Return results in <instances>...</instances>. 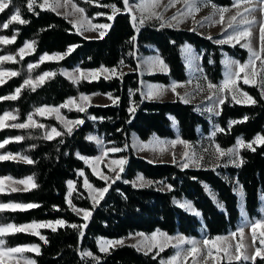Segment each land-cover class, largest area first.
<instances>
[{"label":"trees","instance_id":"1","mask_svg":"<svg viewBox=\"0 0 264 264\" xmlns=\"http://www.w3.org/2000/svg\"><path fill=\"white\" fill-rule=\"evenodd\" d=\"M84 9L88 17L100 14L96 21L110 25L103 38L86 39L75 32L63 17L50 10H42L37 5L30 12L27 0H11L9 8L0 13V37L15 40L0 45V55L13 54L25 42L34 46L32 54L7 66L17 75L0 85V97L9 96L21 88L25 75L36 77L52 72L50 79L35 88H21L17 99H0V115L11 112L16 118L9 126L0 129V155H16L20 160H0V178L23 180L32 177L28 190H9L0 193V204H35L38 207L26 209L0 210V227L12 224L20 226L33 222H55L64 220V227L42 228L38 235L14 231L0 236L3 248L23 245H37L39 254L26 253L35 264H161V259L171 255L170 250L156 256L147 255L130 245L109 249L107 253L98 251L95 239H120L136 233L150 234L156 231L167 235L181 234L198 238L202 234L213 238L234 231L240 222V206L237 194L227 175L237 182L242 192L243 210L248 218L259 219L264 208V144L252 145L239 150V166L207 168H180L177 163H151L136 156L130 146V138L135 134L141 141L151 137L193 142L197 130L209 131L208 121L202 117L194 105L180 100L151 101L140 95V76L137 72L139 58L155 54L166 65V73H154L144 79L164 86L171 82H184L187 78L182 58V47L188 45L199 56V63L207 82L217 84L222 79L223 54L233 57L243 64L247 58L245 49L238 45H218L193 31L161 26L156 22L144 23L139 31L133 28L131 18L124 11L123 0H95V4L85 0H72ZM217 6H230L232 0H208ZM99 4L100 6H97ZM115 4L121 11L110 21L103 15H111L112 9L105 5ZM16 9L20 10L25 24L13 22L3 28ZM137 23H139L137 21ZM135 36V40L132 38ZM69 47L73 51L60 61L42 62L36 65L41 55L65 54ZM123 61V63H121ZM34 64L31 71L26 67ZM93 70L126 67L130 71L110 78L99 77L93 81L81 80L73 83L58 71L62 68ZM243 92L255 99V104H239L227 95L219 104L218 127L214 141L221 149L231 148L236 139L251 143L257 135L264 136V99L255 86L237 81ZM108 95L116 103L90 105L84 111L63 110L69 120H80L69 135L59 123L51 118L35 115L40 106H58L69 98L90 94ZM130 109H133L130 111ZM33 115L36 123L44 127L15 128L11 125L25 123ZM246 118V119H245ZM174 121L177 131L172 128ZM230 121H237L229 127ZM50 128L60 133L46 139ZM90 136L100 139L106 148H120L113 156L124 160L119 179H115L103 199L93 206L82 187V171L85 178L97 189L105 183L95 177L80 157H94L98 145ZM17 137H21L17 140ZM7 140L8 143H4ZM31 160L27 163L23 158ZM143 178L142 180L140 178ZM74 183L71 196L73 206L88 210L91 216L85 222L75 214L66 202L68 182ZM143 181L146 185H137ZM205 186L215 193L220 206L215 204L205 190ZM189 201L198 213L191 214L175 201ZM59 209V210H57ZM73 229L67 225H82ZM45 240H41L40 236ZM259 248L257 240H253ZM89 251L93 258L82 256ZM218 264H264V257L255 256L251 261H221Z\"/></svg>","mask_w":264,"mask_h":264},{"label":"rangeland","instance_id":"2","mask_svg":"<svg viewBox=\"0 0 264 264\" xmlns=\"http://www.w3.org/2000/svg\"><path fill=\"white\" fill-rule=\"evenodd\" d=\"M60 2L62 4L61 7L57 8L56 11H52V10H50V11H52L56 15L63 17L66 21H68L72 25V27H73L72 22H74V21L75 22H81L85 18L87 20L91 21L92 24H103L104 23V22H100V21L95 20L98 17H100V14L94 15L91 18V17H88L85 14V12L83 14L76 12L72 7V5L75 4L72 0H70V2H68V3H65V0H60ZM129 2H130V4H136V3H139V0H129ZM42 3H43V0H36V4L34 6H36V5L38 6L39 4H42ZM89 3L95 4V0H90ZM169 4H170V0H159V5H158V7L155 8L156 12L162 14L165 27H173L176 29L193 31V32H195V33H197V34H199L205 38H208V39H209V37H211L210 40L213 43L218 44V45H229V46H233V44L238 45L240 48L245 49L247 52V58L244 61V63H246L249 60V51L247 48L242 47L241 46L242 44L247 43L250 40L252 48L256 51H260V47H261L260 46V40H259L260 23L264 22V15H262V13L260 12V7H261L260 0H254V2L252 4L246 3L245 0H239V8L234 6V0H232V3L230 6L223 7V6L215 5L217 8H228V9H230V11L224 13L225 19L223 22H218V21H220V14H219V12L213 11L212 5H214V4H211L208 0H207V3H204L203 0H197V4H198V7L200 10L198 12H195V13H189L187 6L182 2L175 3L174 6H169ZM166 8H167V10H165ZM245 8H254L255 10L248 13V12H244ZM44 10H49V9L45 8ZM238 10L243 14V17H246L249 20H255V23H253L251 25L241 23L243 17L237 16V20L233 22V26L231 28H228L227 27L228 18L233 16V15H236ZM66 12L69 13V15L67 17H65ZM181 12L186 13V15L179 16L178 17L179 22H177V20H172L171 25L166 23L167 21H170L174 15H176L177 13H181ZM132 14H135L137 16V21L139 22L140 13L133 10ZM129 16L131 18V14H129ZM102 17L107 18V16L103 15V14H102ZM148 22H151V23L156 22L160 25L162 23L161 20H158L156 18H152L150 20L145 21V23H148ZM78 27L80 28L79 33L77 32V28L73 27V29L75 30V32L77 34H79L80 36H82L83 38H86V39L100 38L99 32L100 31H104V32L106 31L104 29L89 30V24L88 23H78ZM245 28H250L251 37L242 39L240 41V43L237 44L234 41L232 43H224V44L216 43V41H218L220 39H225L228 35L232 34L234 30L242 31ZM225 29H227V31H225ZM9 40H11V39H9ZM25 43L20 48H22L25 45ZM27 43H31V42H27ZM0 45H5V44H0ZM19 49L16 52H14L13 54H2V55H0V57H3V56H12L13 57L12 60H5V61L0 62V71H3L5 73L16 72L13 69H10L5 65H8L9 63H13V62L15 63V61L18 59L21 60V56L19 54ZM25 51L28 54L24 55L23 58L32 54V52H33V51L29 52L27 49ZM181 52H182V58L184 61V65L186 67L187 78L184 82H181V83L180 82H171L167 86H164V85H161L158 83H153V82L151 83V82H148L144 79V77L147 75H151L154 73H166L167 72V70L166 71L161 70V68L158 64L152 63V61H154L158 57L155 54H150V55L142 56L139 58V61L137 64V72H138L140 79H141L140 80V95L143 99L151 100V101H173V100L177 99V100L184 102L181 99V97L185 98L187 100V102H184V103L194 105L195 110L208 121L209 131L207 133H203L202 130L198 129L197 130V138L193 142L182 141L178 136H176L173 139H163V138H158V137H151L147 141H141L135 134H133L130 138V146L133 150V153L136 156L141 157V158H143V159H145L151 163H169V164L177 163L180 168L218 169L219 167H225V166L236 167L237 164L239 163V159L237 158L236 155L229 154V155H225L222 157L218 156V154L215 152V146L217 144L214 141V136L212 135L213 132H215L216 128L218 127L217 113L219 110V99L224 98L226 95L230 99H232V93H230V92L220 93L216 90L208 89L207 85L209 82H207L206 78L204 77V75L202 73L200 63H199V56L188 45H184L182 47ZM45 55L46 54L41 55V56H45ZM57 55H61L63 57L65 56L63 53L62 54H51V55H47V56L54 57ZM41 56L39 57V60L36 63L37 66L40 63H42L40 60ZM262 57H264V53H262ZM60 60L61 59H49V60H44L43 62H52V61H60ZM226 61L237 62L233 57H230L226 54H223V56L221 58V64L223 67L222 79L217 84H213V85L217 86V89L223 83V81L225 80L226 76L228 75V73L230 71L231 72L236 71L235 65L232 64L230 66H226ZM32 65H34V64H32ZM259 66H260V61L257 60L256 61L257 70H259ZM77 68L78 67H75L73 69L62 68L58 71V73L61 74L63 77H65L66 79H68L71 82H73L72 79H70L68 76L64 75L63 73H71L74 77L79 78L78 81H81V80L93 81V80L98 79L99 77L105 78L106 76H108L110 78V77L114 76L111 73H100L96 79H92L91 77L85 79L83 77H80V73L76 71ZM101 68H104V67H100L98 69H101ZM32 69L31 70L29 69V65L26 67V70L29 71L30 73H31ZM98 69H93V70H82V69H80V70L87 74L89 72H93V71H96ZM116 69H117L116 74H120L122 72L130 71V69H128L126 67H119ZM43 74L44 73L39 74L36 77H31V75H29V73H27L25 75L24 82L26 80H31L40 86L45 82V80H48L51 78V77H46L45 80L42 83H40L37 80V78ZM242 76H243V73H241V77ZM12 77H14V76L5 75L4 77H2V79L4 80V83H5L7 80H9ZM240 80L243 82L242 78ZM24 82L22 84V85H24V87H21V88L32 89V87H33L32 84L25 85ZM1 84H3V83H0V85ZM173 84L178 85V87L175 89V91L172 90ZM246 85H250V84H246ZM236 86L238 87V84H236ZM251 86H255L259 90V92L261 91V86H264V85H261V76L260 75L257 76V84L251 85ZM150 87L154 92H157V91L159 92L158 95H154V97L151 99H149L147 97V94L150 90ZM240 93H245V92L240 90L239 93H236L237 100L239 102L234 101L233 99L232 100L236 103H239V104H251V103H248L246 101L245 97L243 95H241ZM12 95H16V90L13 94H11L9 96H12ZM82 95H78L77 97H74V98H69L58 106H40L37 108V109H39V108H46V109L57 108V109H59L58 114L54 113V112H45L43 115H41V114L36 112V110H37L36 109L35 115L38 117H42V118L54 119L64 129L67 130L68 127L73 128L76 124H70L67 126L65 125L66 121H75V120H69V119L65 118V116L63 115V110H77V108L80 106H82V107H84V109H86L90 105H103L104 106V105H109V104L113 103V99L111 97H109L108 95H102V94H98V93L85 95V96L90 97V99L87 101H81L80 97ZM69 100H72L74 103L71 105H68L67 107H60L61 105L66 104V102ZM208 109H212V111H208ZM5 113H11V112H3L0 116H4ZM58 115H59V117L63 118V121L61 119L57 118ZM33 120L36 122L34 117H33ZM13 121H14V119L6 118L4 120V127L9 126L10 124L13 123ZM25 123H28V118L25 121ZM4 127H0V129L4 128ZM30 127H35V126H30ZM172 128L175 132L177 131L174 121L172 122ZM52 129L53 128H50L49 131L46 133V135L50 134ZM55 136H56L55 134H52V137H55ZM90 137H91V140L94 141V143H96L98 145V153L94 157L82 156V157H80V159L90 169L92 174H93V167H95L98 173H101L103 176H105L107 179H101V178H99V176L93 174L95 177L99 178L100 180H102L105 183V187L109 188V185L116 179L117 173L120 174L121 168L123 169V166H124V163H123V165H119V164H113L112 161H119V160H123V159L113 156L117 152H115V153L112 152L111 151L112 148H106L100 139L96 138L95 136H90ZM90 137H89V139H90ZM238 139L241 140L240 138H238ZM238 139H236L235 144L231 148L236 149L238 151V155H239V150L243 147L237 146L236 142ZM181 141L183 143H180ZM1 144H3V143H1ZM244 144H249V143H244ZM253 145H258V144H253ZM224 151H227V150H224ZM105 152L107 153V155H104ZM185 153H187V156L185 155ZM0 156H8V155H0ZM9 156H10V158L3 159V160H10V159L20 160V158H18V156H16V155H9ZM97 157H101V159L99 161H97V159H96ZM195 161H198V163ZM185 163L188 164L187 167L183 166ZM81 172L82 171L78 172V175L81 177L82 187L85 190V192L87 193L89 201L91 202V204H93V200L91 197L94 196L95 193H90V190L85 188L84 180L86 178L84 175L83 176L80 175ZM224 178L231 182L233 190L237 194L238 202H239V206H240V222L238 223V225L234 231H229L227 234L221 235L222 237H228V240L224 241V242H217L216 247L212 248L213 255L216 257V259L213 260L212 258H208L206 264H218L221 261H225V262H233V261H238V260L251 261L253 259V257H255V256L264 257V244L260 243L261 240H264V236L261 235V233L264 232V228L258 227L256 229V238L255 239L257 240V242L260 246L259 248H255L253 245L254 239H253L252 228H251V225L253 223H255V221L264 219V208H261V216L259 219H253L252 221L248 220V218H247V216L243 210L242 197H241L242 192L240 190L239 185L237 184L236 181L231 180L227 175H224ZM0 181H3V183L0 184V193H5V192H7L9 190H13V189H16V190L27 189L28 190L32 186V181L29 183H26V184H21V183H17V181H22V180H13V179H10L8 177L0 178ZM23 181H27V179H23ZM136 184L137 185H146L147 183L143 182V181H137ZM73 185H74V183H73ZM92 187H94V186L92 185ZM205 190H206L207 194L210 196V198L213 200V202L215 204H217L218 206H220L215 193H213L209 189L208 186H205ZM73 192H74V189H73L72 193ZM68 193H69V188H68V192H67L66 196H68ZM70 199H71V197H70ZM175 204L182 207L187 212L197 215V212L194 210V208L192 207V205L189 201H186V200L175 201ZM68 206H69V204H68ZM75 214H77V213H75ZM78 216L83 218V213L81 212ZM43 223H47V222H33V223H29V224H24V225L43 224ZM20 226H22V225H20ZM17 227H19V226H17ZM241 228L243 229L242 234L238 231ZM40 229H42V228L28 229V230L23 231V232H27V233L36 232V233H38ZM11 232H14V230H9L5 234L11 233ZM153 233H163V232L156 231ZM153 233H150V234L136 233V234L128 235L124 238H120V239H105V238L97 237L95 239V243H96L98 251L101 252L100 251V245L98 244V241H103V240H113V241L119 240V241H122L121 244L107 246V251L101 252V253H107L109 251V249L115 248L118 246H122V245H130V246L134 247L136 250L138 247H140L141 250H138V251L145 253L147 246H149L152 243V241L150 239L145 240L144 238L145 237L150 238ZM232 233H236V235L232 236L231 235ZM138 234H143V236L138 235ZM167 236H171V237H178L179 236V237H184L185 239L194 240V241L198 242L201 249H203V247H204L202 244V241L207 238L203 234L198 238L185 237L181 234H174V235H167ZM157 239L159 240L161 238L159 236H157ZM211 239H215V237H213ZM173 242H175V241H173ZM225 244L230 245L229 252L231 253V255L232 256L239 255L240 259L229 260L227 254H225L223 251H220L219 253H217L216 249L217 248H223L225 246ZM237 245L241 246L239 253L236 252V246ZM29 246H31V245H28V246L23 245V246L15 247V248L21 249V251L16 252V253H11L10 255L4 257L3 264H27V261L32 260V259L28 258L26 253H37L36 251L26 250ZM189 247H191V245H181L179 249L168 246L164 249V251L170 250L171 255L168 258L161 259V261L162 260L163 261L169 260L173 255L176 254V252L178 250L181 251L182 253H186V250ZM257 249L261 250L260 255L256 254ZM0 250L6 251L7 249H4L3 246L0 245ZM157 251H158L157 248H153V250H152V252H154V253H156ZM84 252H89V251H84ZM162 252H160L159 254H161ZM193 255L196 258L197 264H203L202 256L196 255V254H193ZM245 256H247L249 258L247 260H245L244 259ZM84 257L85 258H93V256H84ZM180 264H193V256L192 255L187 256V259H184L182 256L180 258Z\"/></svg>","mask_w":264,"mask_h":264},{"label":"snow or ice","instance_id":"3","mask_svg":"<svg viewBox=\"0 0 264 264\" xmlns=\"http://www.w3.org/2000/svg\"><path fill=\"white\" fill-rule=\"evenodd\" d=\"M70 2V0H65V3ZM85 2H90V0H85ZM184 3L188 10L189 13H195L198 12L200 9L198 7L197 4V0H170V4L169 6H174L175 3ZM204 3H207V0H203ZM246 3L248 4H252L254 2V0H245ZM124 3V11L131 14V22H132V26L134 29H136L137 31H139V27L142 26L146 20H150L152 18H156L158 20H161V26H164V22H163V16L161 13H158L155 11V8L158 7L159 5V0H139V3L136 4H130L129 0H123ZM261 3V7H260V12L262 13V15H264V0H260ZM11 4V0H0V13H3L6 9L9 8V5ZM36 4V0H27V7L28 10L30 12L33 11V6ZM42 10H44L45 8H48L49 10L52 11H56L57 8L61 7L62 4L60 2V0H43L42 4L38 5ZM97 6H100L99 4H97ZM234 6L239 8V0H234ZM73 9L76 12H79L81 14L84 13V9L77 7L75 4L72 5ZM105 7H109L112 9V15L107 16L108 20H112L113 17L115 16V14L119 13L121 11V9L117 8L115 4L112 5H105ZM213 7V11L214 12H219L220 14V21L218 22H223L225 17H224V13L230 11V9L228 8H217L215 5H212ZM133 10H135L136 12L140 13V17H139V23H137V16L133 13ZM167 10V8L165 9ZM254 8H245L244 12H252L254 11ZM69 15V13H65V17H67ZM186 15V13H177L176 15H174L170 21H167L166 23H168L169 25H171L172 20H177L178 21V17L179 16H184ZM237 16H242L243 14L238 10L236 15H233L231 17L228 18V22H227V27L231 28L233 26V22L237 20ZM207 19V18H206ZM13 22L16 23H20V24H25L27 23V21L21 19V14H20V10L16 9V11L14 12V14H12L9 18V20L3 24V28L7 29L9 27L10 24H12ZM73 23V27L77 28V32H80V28L78 27V23H88L89 24V30H98V29H104L107 30L108 28H110V25L107 23H103V24H92L91 21L87 20L86 18L83 19L81 22H72ZM241 23H245L248 25H251L253 23H255V20H249L246 17L242 18ZM225 31H227V29H225ZM82 34V33H81ZM99 35L101 38H103V36L105 35L104 31H100ZM251 37V31L250 28H245L242 31H237L234 30L232 34L228 35L225 39H220L218 41H216V43L219 44H224V43H232L233 41L235 43H240V41L242 39ZM133 40H135V36L132 38ZM209 39H211V37H209ZM15 40V36L12 37L11 40H9L7 37H0V44H9L12 43ZM259 40H260V51H256L252 48L251 46V42L250 40L247 43L242 44V47H245L248 49L249 51V60L244 63V64H240L238 62L235 61H226V66H230L232 64L235 65L236 67V71L235 72H229L228 75L226 76L225 80L223 81V83L219 86V88L217 89L216 85H213L212 83H208L207 87L210 90H216L220 93H225V92H230L232 93V99L234 101H237V95L236 93L240 92V89L236 86L237 81L240 80L241 78L243 79L244 84H250V85H256L257 84V76L260 75L261 76V85H264V57H262V53H264V22L260 23V34H259ZM233 46H235V44H233ZM28 50L29 52L34 51V47L32 43H25V45L19 49V54L21 56V59L23 58L24 55L28 54L26 53L25 50ZM73 51L72 47H69L67 52L64 55H67L69 53H71ZM63 56L61 55H57L54 57H49L47 55L45 56H41L40 60L41 62H43L44 60H49V59H62ZM13 57L12 56H3L0 57V62L5 61V60H12ZM259 60L260 61V66H259V70H257L256 68V61ZM121 63H123V61H121ZM153 64H158L161 68V70L166 71V65H164V62L162 60H160L159 58H156L154 61H152ZM34 67V65L30 64L29 65V69L31 70ZM77 72L80 73V77H83L85 79L91 77L92 79H96L98 77V75L100 73H111L112 75H116L117 73V69L116 68H112V69H107V68H101L98 69L96 71L93 72H89V73H84L82 72L79 68L76 69ZM241 73H243V76L241 77ZM64 75L68 76L70 79H72L73 83H77L79 78L78 77H74L71 73H63ZM5 75H10V76H15L17 75L16 72H11V73H5L3 71H0V83H4V80L2 79V77H4ZM52 75H54V73L51 72H45L43 75L39 76L37 78V80L42 83L46 77H51ZM105 78H109L108 76H106ZM25 85H29L32 84V90L35 91V88L37 86H39L37 83H34L31 80H26L24 82ZM21 87H24V85H22ZM178 87V85L173 84L172 85V90L175 91V89ZM21 88H17L16 89V95H12V96H4V97H0V99H4V100H8V99H12L15 100L17 99L18 94L20 93ZM159 92H154L151 87L150 90L147 94V97L149 99L153 98L154 95H158ZM241 95H243L246 99V101L248 103L251 104H255L256 101L254 98H252L250 95H248L247 93H240ZM260 95L261 98H264V86H261V91H260ZM90 97L82 95L80 97L81 101H87L89 100ZM181 99L184 102H187V100L183 97H181ZM225 102L224 98H220L219 99V104H223ZM74 102L72 100H69L66 102V104L61 105L60 107H67L68 105L73 104ZM113 103H116L115 100H113ZM78 111H84V107L80 106L77 108ZM133 109H130V111H132ZM208 111H212V109H208ZM37 113L43 115L45 112H54V113H59V109L57 108H51V109H46V108H39L36 110ZM218 114V113H217ZM6 118H11V119H15L16 117L13 116L11 113H5L4 116H0V127H4V120ZM58 119H61L63 121L62 117H59V115L57 116ZM246 119V118H245ZM83 121L77 120V121H66L65 125H70V124H82ZM237 123V121H230L229 122V127H231L232 124ZM12 127L15 128H26V127H30V126H35V127H44V125L42 124H38L33 120V115H29L28 116V123H17V124H13L11 125ZM68 134L70 135L72 132V128L68 127L67 128ZM223 131V129L217 127L215 132H213V136H215L216 132H221ZM52 134H55L56 136H59L60 133L56 131L55 128H53L51 130L50 134H47L45 136L46 139H52ZM17 140H20L21 137H17ZM91 139V137H90ZM4 143H8L7 140L4 141ZM175 143V142H174ZM180 143H183L182 141ZM237 146H242V147H247L252 151H255V148L252 147L253 144H264V136L261 135H257L254 140L249 143V144H244L242 140H237ZM0 147H3V144H0ZM112 152H120L122 151V149L120 148H112L111 149ZM215 152L218 154V156L222 157L225 155H236L237 158L238 157V151L236 149L233 148H229L227 149V151H224L220 148L219 145L215 146ZM104 155H107V153L105 152ZM185 155L187 156V153H185ZM10 158V156H0V160L3 159H8ZM202 158V157H201ZM25 160V162L27 163H32L31 160H28L26 157L23 158ZM97 161H99L101 159V157H97L96 158ZM198 163V161H195ZM113 164H119V165H123L124 161L123 160H119V161H112ZM243 161L242 159L239 160V163L237 164V166H239V164H242ZM184 167H187L188 164L185 163L183 165ZM123 169L121 168V171ZM93 174L99 176V178L101 179H107L105 176H103L101 173H98L96 168L93 167ZM81 176L84 175L83 172L80 173ZM117 179H119V174L117 173ZM32 177H28L27 181H17V183H21V184H26L32 181ZM141 180L143 179L142 177L140 178ZM3 181H0V184H2ZM147 183H151L150 181H148ZM33 187L35 185H32ZM84 186L85 188L90 190V193H95L94 196H92V200H93V206H95L96 204L99 203L100 199H103L105 193L108 191V187L105 188H94L92 187V185L88 182L87 179L84 180ZM68 188H69V193L68 196L65 197L66 202L69 204V207L71 208V210L75 213H77L78 215L82 212L83 213V219L85 220V222H87V220L89 219V217L91 216V212L88 210H83V209H79L76 208L72 205L71 203V195H72V191L74 189V185L72 181L68 182ZM14 191L16 189H13ZM27 190V189H25ZM38 207V205L35 204H27V205H20V204H0V210H4V209H26V208H35ZM59 210V209H57ZM198 214V213H197ZM65 221L64 220H56L55 222H47V223H43V224H30V225H22L19 227H16L12 224L6 225L4 227H0V236L4 235L6 232H8L9 230H14V231H26L28 229H35V228H51V230L53 232L57 231V226L60 227H64L65 226ZM68 227H71L73 229H81L80 231V235L83 236V231L82 229L84 227H86V223L82 224V225H76V224H70L67 225ZM260 227V228H264V219L261 220H257L255 221V223H253L251 225L252 228V235H253V239L255 240L256 238V229ZM241 234L243 233V229H239L238 230ZM32 234L34 235H38V233L33 232ZM143 236V234H138ZM232 236H235L236 233H232ZM262 236H264V232L261 233ZM157 236H159L161 239H157ZM41 240H45L44 236H40ZM145 240H151L152 243L147 246L146 250H145V255H147L149 252H152L153 248H157L158 251L155 253V255L153 256V259L156 258V256L159 255L160 252L164 251V249L168 246H171L173 248H177L179 249L181 245H191V247H189L186 250V253H182L181 251H177L175 255H173L169 260L167 261H161V264H180V258L183 256L184 259H187V256L192 255L193 256V264H197L196 258L193 254L196 255H200L202 256V260H203V264H206L208 258H212L213 260L216 259V257L213 255V251L212 248L216 247L217 242H224L228 240V237H222V236H217L215 237V239H211V238H206L202 241L203 244V249L200 248L198 242L194 241V240H190V239H185L184 237H171V236H167L164 233H153L152 236L149 237H145ZM175 241V242H173ZM4 241L0 240V245H3ZM122 241L119 240H103V241H98V244L100 245V251L101 252H106L107 251V246L109 245H117V244H121ZM261 244H264V240L260 241ZM240 245L236 246V252L239 253L240 252ZM229 248L230 245L225 244V246L223 248H217V253H219L220 251H223L225 254H227L228 259H240L239 255L236 256H232L231 253L229 252ZM26 250L29 251H36L37 254H39V247L37 245H31L29 246ZM137 250H141L140 247L137 248ZM21 251V249L18 248H8L6 251L4 250H0V264H3L4 261V257L10 255L11 253H16ZM206 253V254H205ZM261 250L257 249V255H260ZM82 256H92V254L90 252H84L82 253ZM249 257L245 256L244 259L247 260ZM93 259H96L95 257H93ZM254 259V257H253ZM27 264H35L34 261L32 260H28Z\"/></svg>","mask_w":264,"mask_h":264},{"label":"crops","instance_id":"4","mask_svg":"<svg viewBox=\"0 0 264 264\" xmlns=\"http://www.w3.org/2000/svg\"><path fill=\"white\" fill-rule=\"evenodd\" d=\"M241 197H242V195H241ZM25 246H28V245H25Z\"/></svg>","mask_w":264,"mask_h":264}]
</instances>
